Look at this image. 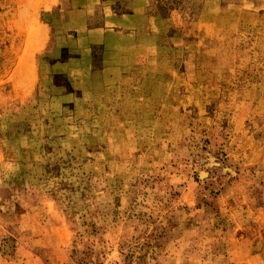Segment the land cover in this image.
Listing matches in <instances>:
<instances>
[{"label":"rangeland","instance_id":"rangeland-1","mask_svg":"<svg viewBox=\"0 0 264 264\" xmlns=\"http://www.w3.org/2000/svg\"><path fill=\"white\" fill-rule=\"evenodd\" d=\"M0 264H264V0H0Z\"/></svg>","mask_w":264,"mask_h":264},{"label":"bare ground","instance_id":"bare-ground-1","mask_svg":"<svg viewBox=\"0 0 264 264\" xmlns=\"http://www.w3.org/2000/svg\"><path fill=\"white\" fill-rule=\"evenodd\" d=\"M204 176V175H203Z\"/></svg>","mask_w":264,"mask_h":264}]
</instances>
